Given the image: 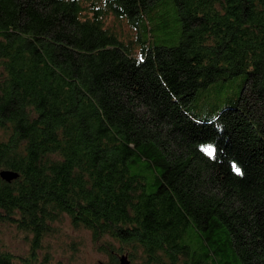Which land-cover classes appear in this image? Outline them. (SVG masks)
Wrapping results in <instances>:
<instances>
[{
	"label": "trees",
	"instance_id": "obj_1",
	"mask_svg": "<svg viewBox=\"0 0 264 264\" xmlns=\"http://www.w3.org/2000/svg\"><path fill=\"white\" fill-rule=\"evenodd\" d=\"M66 217L110 264H264V0H0V264Z\"/></svg>",
	"mask_w": 264,
	"mask_h": 264
},
{
	"label": "rangeland",
	"instance_id": "obj_2",
	"mask_svg": "<svg viewBox=\"0 0 264 264\" xmlns=\"http://www.w3.org/2000/svg\"><path fill=\"white\" fill-rule=\"evenodd\" d=\"M174 18V14L170 15L168 22L170 26L175 28L177 23ZM124 31L125 33H131L132 37L136 35L128 26L124 27ZM232 83L230 82L228 85ZM231 89L234 93L238 88L230 87ZM229 91L226 89L222 92L221 97L223 100H226L230 96L227 95ZM226 104L224 102L220 106ZM208 111L216 114L218 112L217 104L213 103ZM56 228L57 233L54 236L47 237L43 242V246L50 253L49 255L53 264H57V262H61L62 264H110L108 255L100 251L97 246L98 244L94 242L92 234L89 231L75 228L67 217ZM0 232V238L10 246L12 251L18 254L28 252V240L30 238L27 240L26 234L6 226L0 227Z\"/></svg>",
	"mask_w": 264,
	"mask_h": 264
},
{
	"label": "water",
	"instance_id": "obj_3",
	"mask_svg": "<svg viewBox=\"0 0 264 264\" xmlns=\"http://www.w3.org/2000/svg\"><path fill=\"white\" fill-rule=\"evenodd\" d=\"M1 177L6 182L10 183V182L16 180L19 177V175H18V173H14V172H10V171H4L1 173ZM119 264H132V263L129 260L128 256H123L120 258Z\"/></svg>",
	"mask_w": 264,
	"mask_h": 264
},
{
	"label": "snow or ice",
	"instance_id": "obj_4",
	"mask_svg": "<svg viewBox=\"0 0 264 264\" xmlns=\"http://www.w3.org/2000/svg\"><path fill=\"white\" fill-rule=\"evenodd\" d=\"M209 154L211 155V151H209ZM237 173L239 174V169L236 168Z\"/></svg>",
	"mask_w": 264,
	"mask_h": 264
}]
</instances>
